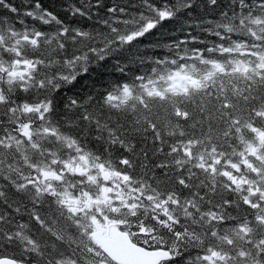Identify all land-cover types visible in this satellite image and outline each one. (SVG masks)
<instances>
[{"label": "snow or ice", "instance_id": "obj_1", "mask_svg": "<svg viewBox=\"0 0 264 264\" xmlns=\"http://www.w3.org/2000/svg\"><path fill=\"white\" fill-rule=\"evenodd\" d=\"M0 264H264V0H0Z\"/></svg>", "mask_w": 264, "mask_h": 264}]
</instances>
